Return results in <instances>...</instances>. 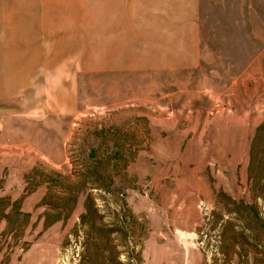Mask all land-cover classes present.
Here are the masks:
<instances>
[{
	"label": "rangeland",
	"instance_id": "374dc122",
	"mask_svg": "<svg viewBox=\"0 0 264 264\" xmlns=\"http://www.w3.org/2000/svg\"><path fill=\"white\" fill-rule=\"evenodd\" d=\"M128 2L0 0V264H264V0Z\"/></svg>",
	"mask_w": 264,
	"mask_h": 264
},
{
	"label": "crops",
	"instance_id": "0c3cea01",
	"mask_svg": "<svg viewBox=\"0 0 264 264\" xmlns=\"http://www.w3.org/2000/svg\"><path fill=\"white\" fill-rule=\"evenodd\" d=\"M113 2L112 4L115 5L116 3L118 6L115 7L117 9V12H114L113 17L107 18V26H108V33L116 41H119L120 44L126 42L128 31H127V15L122 14L121 11H127L128 6L127 3L128 0H110ZM141 1V10H148L150 13H147V16H144L143 20H141V24L149 27L147 29V33H143V36L146 38L143 40L147 42L150 41H156L159 40L161 34H166L165 26L167 28V35L172 36L171 38H167L168 40L175 41V18H177L176 13V5L179 0H140ZM121 15V16H119ZM118 34V38L117 37ZM150 37H147L148 35ZM113 40V39H112ZM110 38V41H112ZM119 44V48H121V45ZM125 45H123V48ZM157 47V46H156ZM148 48V46H147Z\"/></svg>",
	"mask_w": 264,
	"mask_h": 264
},
{
	"label": "trees",
	"instance_id": "16d2710c",
	"mask_svg": "<svg viewBox=\"0 0 264 264\" xmlns=\"http://www.w3.org/2000/svg\"><path fill=\"white\" fill-rule=\"evenodd\" d=\"M109 241V240H108ZM116 255V254H115ZM115 262H117V261H115Z\"/></svg>",
	"mask_w": 264,
	"mask_h": 264
}]
</instances>
